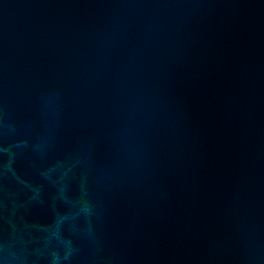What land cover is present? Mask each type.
Listing matches in <instances>:
<instances>
[{
    "label": "water",
    "instance_id": "1",
    "mask_svg": "<svg viewBox=\"0 0 264 264\" xmlns=\"http://www.w3.org/2000/svg\"><path fill=\"white\" fill-rule=\"evenodd\" d=\"M0 264H264V0H0Z\"/></svg>",
    "mask_w": 264,
    "mask_h": 264
}]
</instances>
